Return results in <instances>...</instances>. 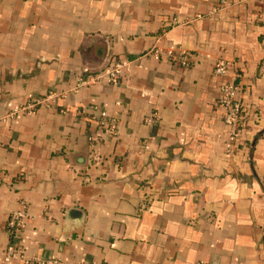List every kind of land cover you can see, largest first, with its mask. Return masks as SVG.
I'll use <instances>...</instances> for the list:
<instances>
[{
	"label": "crops",
	"instance_id": "1",
	"mask_svg": "<svg viewBox=\"0 0 264 264\" xmlns=\"http://www.w3.org/2000/svg\"><path fill=\"white\" fill-rule=\"evenodd\" d=\"M117 62V82L79 86ZM223 82L245 108L237 141ZM52 91L0 120V264H264L263 0H0V113ZM88 107L117 122L98 164ZM25 205L24 256L6 259Z\"/></svg>",
	"mask_w": 264,
	"mask_h": 264
},
{
	"label": "built area",
	"instance_id": "2",
	"mask_svg": "<svg viewBox=\"0 0 264 264\" xmlns=\"http://www.w3.org/2000/svg\"><path fill=\"white\" fill-rule=\"evenodd\" d=\"M264 2V0H263ZM155 56H165L173 62L181 63L183 65L189 64L188 53H184L180 48H163L160 46H153L147 52ZM123 63L117 62L111 68L105 69L96 73L84 72L79 77V86L92 83L97 80L106 79L109 82H117L122 75ZM227 69V61L223 57H219L214 64V73L216 75H223ZM238 87L234 82H223L220 86V97L219 106L224 109V121L232 126L231 138L235 141L239 138V133L241 131V116L245 110L242 101L237 97ZM64 92H48L46 95L41 96L36 99L28 100L22 106L10 111L7 114L0 113V120L15 116L16 114L28 110H34L39 105L46 104L48 106H56L57 100L63 97ZM60 109V108H59ZM63 111V109H60ZM96 107L84 108L79 114L88 112L91 113V119L97 124L98 133H93L89 135V144L91 147L90 152V162L91 164H98L100 161V145L104 139V132L109 134H115L117 122L115 118H108L102 114H96ZM93 112V113H92ZM148 121L155 122L157 116L155 114H150L146 117ZM104 131V132H103ZM26 205L24 208L15 210L10 214L7 226L12 237V241L8 245L5 253V258L10 259L14 257H23V249L17 247L13 238L16 237L17 233L21 228L24 227V218L27 216ZM33 261L37 264H55L53 261L42 260L40 258H33ZM93 264V263H87Z\"/></svg>",
	"mask_w": 264,
	"mask_h": 264
}]
</instances>
